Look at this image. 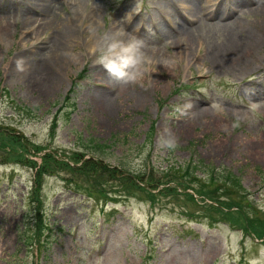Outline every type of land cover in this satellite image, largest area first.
<instances>
[{"label":"rangeland","instance_id":"374dc122","mask_svg":"<svg viewBox=\"0 0 264 264\" xmlns=\"http://www.w3.org/2000/svg\"><path fill=\"white\" fill-rule=\"evenodd\" d=\"M236 21L259 43L243 49L245 62L217 65L209 36L222 41L221 26ZM203 24L191 41L180 32ZM61 34L73 47L53 66L58 83L29 89L32 67ZM127 35L144 54L130 83L101 63L130 55ZM104 90L109 106L97 102ZM1 131L21 142L7 153L0 138V264H264V235L246 231L253 209L199 193L201 174L183 181L172 171L176 184H190L184 194L167 196L157 182L172 165L227 169L264 224V0H0ZM81 154L132 171L114 178L126 196L87 200L79 185L109 174L77 173ZM42 164L49 174L36 190Z\"/></svg>","mask_w":264,"mask_h":264},{"label":"trees","instance_id":"16d2710c","mask_svg":"<svg viewBox=\"0 0 264 264\" xmlns=\"http://www.w3.org/2000/svg\"><path fill=\"white\" fill-rule=\"evenodd\" d=\"M57 123L54 122V125ZM2 132V131H1ZM0 132V134H1ZM2 134H6V136L4 137H0L1 141L3 143V146L7 148V153H9L11 151V147H14L18 144H20L21 140L18 139V136L15 135H11L8 132H2ZM16 141V142H15ZM14 142L16 144H14ZM93 144V149H99L102 151V149L104 148V144H99L96 143L94 141H92ZM14 144V145H13ZM89 154V153H88ZM86 153V155H88ZM85 155V154H83ZM85 155V157H86ZM84 156H82V154L80 155L78 161L82 163V165L80 167L77 168L78 171H76L77 173L81 174V173H85L86 175H90L92 171H99V172H106L109 177V179H102V178H97L94 176H91V182L88 183L87 186H85V184H80V188L84 190V196L88 199V200H93L94 203L96 204H106L108 201L112 200H117L116 198H111V196L116 195V196H126L127 193H123V190L125 189L124 187V183L118 182L117 179L114 178H118L117 174L119 173V175L121 174H133L132 171L124 169L122 166H118V168L113 169L111 167H109V164L106 163L105 161H101V162H95L94 160H89L87 158H85L83 160ZM204 166H200V165H196L194 163L188 164L187 166H182V165H172L170 167L169 173H165V177L167 178V180L165 181H157L158 184L163 188L166 189L165 194L167 196H170L171 194H184L186 193V189L189 190V188H191L190 184H188V186L186 184L183 183H175L176 180L171 178L172 176V171L174 170L175 172L181 173V179L183 181H185V178H188L189 180L192 181H196L198 179V175H202L200 176V179L202 180V184H200V189H199V193H204L203 195L207 196L210 200L214 201V202H218L219 205H222L226 208L232 209L234 207H237L243 211V208H250L253 209L254 216L257 217L256 219H251L249 218V223H247L246 226V231L248 233L251 234H257L258 233H262L264 235V224L262 222V220L258 219L257 213L259 212V208L255 205V203L253 202V200L251 199V196L248 194V192H246V190L244 189V187L241 185V181L240 178L233 174L232 172L228 171L227 169H221V168H208L207 170L204 169ZM202 170V172L200 173L199 170ZM149 172V171H148ZM147 172V173H148ZM49 173V169L47 167V164H42V166L40 167V172L39 175L40 177L38 178L37 181V185H36V190L37 187H39L40 184H42L43 181V177L44 175H47ZM152 175H150V179L153 180V171H151ZM205 173H207L206 177ZM178 175V174H177ZM178 177V176H177ZM117 181V182H116ZM155 181V180H154ZM72 182V181H71ZM130 182H133V180H131ZM174 182L175 185L173 186H167L169 183ZM168 183V184H167ZM189 183V182H188ZM217 183H219V185H216ZM136 184V183H135ZM160 186H157L156 188L159 189ZM182 187L183 190H180V188ZM77 190V191H81L82 190ZM127 189V188H126ZM195 189V188H194ZM219 189H221L222 192L217 193V191H219ZM187 190V192H189ZM240 192V195L236 198H234V194ZM83 195V194H82ZM36 201V200H35ZM37 201H39V199L37 198ZM254 205V206H253ZM243 207V208H242ZM245 209V210H246ZM247 212V211H246ZM247 215V214H246ZM244 214V216L246 218H248V216H246ZM213 216V213H212ZM227 218H232V216H229ZM238 218L239 221V217ZM39 219H42V217L40 216ZM224 221H229L227 219H222ZM232 220V219H231ZM233 224L236 225L237 222L233 221ZM41 224L43 225L42 227V233L43 234L45 232V224L42 220L38 222V229L41 228ZM260 236V235H259ZM30 240V239H29Z\"/></svg>","mask_w":264,"mask_h":264},{"label":"bare ground","instance_id":"6f19581e","mask_svg":"<svg viewBox=\"0 0 264 264\" xmlns=\"http://www.w3.org/2000/svg\"><path fill=\"white\" fill-rule=\"evenodd\" d=\"M188 5H191V7L185 8V12L192 14L194 8L197 7L196 6L197 3L196 1L189 2ZM238 5L242 6L243 2L241 3L239 1ZM44 7L53 8L52 5L49 3H47ZM54 16H61V14L56 13ZM172 18L178 20V18L175 17V15H172ZM55 21H61L60 17ZM167 21L169 22V19H167ZM204 26L205 25L203 24V25L195 26L194 28L183 27L182 31L180 29V32L183 33V35L187 36L189 41H191V38L194 37L197 30L201 32V34L204 33L203 31ZM206 26L210 28L209 30H213L211 27L215 25L206 23ZM220 30L223 32V36H224V39L222 41L218 42L214 40L212 34L209 36L210 46L212 47L211 57L212 60H214L217 65L219 63L226 62L227 59L233 61L240 60L245 62L246 59L242 53L243 49L245 48L255 49L259 43V38L257 34L254 33V31L243 27V25L239 24V22L237 23V21L234 22L232 25H230V27L229 25L221 26ZM114 38H115L114 35L111 36L109 41H113ZM189 41L187 43H190ZM72 44L73 43L71 42L70 38H66L62 34L61 36L58 35L55 39V44L53 45L52 49L49 50L50 52L47 55V60H45V63L38 64L36 60H34L35 63H37V66L32 67V70H34V72L33 73L31 72L30 74L31 77L28 79L30 80V83L28 85L29 89L33 84H36L39 88H47V86H50V82L52 79H53L52 86L58 83L59 79L55 71H53V66L57 62L59 64H62L63 62L69 59L72 50H67V49H68V45L73 47ZM160 55H162V52H160ZM162 59H166L164 54L162 55ZM26 76L29 77V74L27 73ZM105 94H106V90H104L101 94H99L97 96L98 99L97 102L103 103L104 106H109L106 105L107 103L105 104L103 100Z\"/></svg>","mask_w":264,"mask_h":264},{"label":"clouds","instance_id":"9594fccd","mask_svg":"<svg viewBox=\"0 0 264 264\" xmlns=\"http://www.w3.org/2000/svg\"><path fill=\"white\" fill-rule=\"evenodd\" d=\"M143 42L132 38L124 45V51L130 55L122 59L115 67L110 66L103 60L101 63L105 69L113 76L121 79L124 83L136 82L143 74L144 54L141 51Z\"/></svg>","mask_w":264,"mask_h":264}]
</instances>
